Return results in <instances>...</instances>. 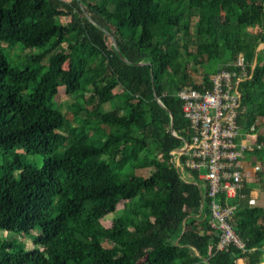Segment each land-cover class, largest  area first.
<instances>
[{"label": "trees", "instance_id": "1", "mask_svg": "<svg viewBox=\"0 0 264 264\" xmlns=\"http://www.w3.org/2000/svg\"><path fill=\"white\" fill-rule=\"evenodd\" d=\"M263 43L264 0H0V264H264L251 190L220 197L236 206L229 223L244 248L219 251L205 187L171 154L191 137L177 93L199 87L192 70L210 87L240 54L252 76L237 122L264 127ZM18 45L23 66L5 53ZM60 87L76 99V126Z\"/></svg>", "mask_w": 264, "mask_h": 264}, {"label": "built area", "instance_id": "2", "mask_svg": "<svg viewBox=\"0 0 264 264\" xmlns=\"http://www.w3.org/2000/svg\"><path fill=\"white\" fill-rule=\"evenodd\" d=\"M251 76L240 54L210 78V87H205L200 79L196 83L200 89L186 87L177 93L183 102L182 111L190 124L191 137L184 147L171 154L177 156L176 166L180 172L185 169L197 172L198 180L205 187V194L211 200L212 226L221 232L219 251L230 245L244 248L229 223L236 206L224 205L220 197L226 200L243 197L241 162L248 153L264 147L258 143L254 128L244 133L237 122L240 86ZM182 156L187 158L184 165L180 163Z\"/></svg>", "mask_w": 264, "mask_h": 264}, {"label": "rangeland", "instance_id": "3", "mask_svg": "<svg viewBox=\"0 0 264 264\" xmlns=\"http://www.w3.org/2000/svg\"><path fill=\"white\" fill-rule=\"evenodd\" d=\"M67 2H71L72 0H65ZM198 19L197 17H192L189 20V23L191 25V29H190V36H189V47L191 51H195L196 49V44H197V36H196V23H197ZM71 22V18H66V19H62L61 23L63 25H67ZM257 29H249V31L252 32H256ZM110 40L112 41V39L110 38ZM5 53L8 56L10 62L12 65H18V66H23L27 63V61L25 60V56L27 54H29L28 50H24L22 45H18L16 46L13 50L9 49V48H5ZM264 55V43L261 44L258 49H257V56L261 57ZM185 60L188 61L187 57H185ZM208 67H213L215 68V62L211 63ZM208 67L205 68V70H208ZM193 68V63L189 62V69ZM198 70L201 71V69L198 67ZM201 73V72H200ZM199 72L196 73L192 70V78L194 79V81H199L201 78H203L202 74H200ZM76 103V99H74L73 97H69L65 94V88L64 87H60L59 88V95H58V106L59 108L62 110V112L66 115L67 119L69 120V122L71 123L72 126H76L78 125V121L79 118L78 117H74L73 113H74V104ZM256 155H247V159L249 160H255ZM45 159L44 156H36V157H29V161H36V162H42ZM1 164V162H0ZM138 175L144 176V177H148L150 175V170H144V171H139L137 173ZM0 176H1V171H0ZM123 209L124 206L121 204L119 205L117 212L114 214L109 215L108 217L105 218V220H103V222L106 225H109L111 223V221L115 218V216L117 215H122L123 214ZM261 225L264 227V220L261 222ZM4 239H12V238H18L20 241H22L25 245V247L27 249H33L34 248V244L31 240L28 239H24L23 237H19V236H14L12 234H7L4 233L2 236ZM238 264H241L240 262H238Z\"/></svg>", "mask_w": 264, "mask_h": 264}, {"label": "crops", "instance_id": "4", "mask_svg": "<svg viewBox=\"0 0 264 264\" xmlns=\"http://www.w3.org/2000/svg\"><path fill=\"white\" fill-rule=\"evenodd\" d=\"M257 134L264 136V127L258 130ZM259 156V158L256 156L255 160H249L246 157L242 160L241 167L243 185L251 190L250 206L264 208V147ZM257 168L259 172H257Z\"/></svg>", "mask_w": 264, "mask_h": 264}, {"label": "water", "instance_id": "5", "mask_svg": "<svg viewBox=\"0 0 264 264\" xmlns=\"http://www.w3.org/2000/svg\"><path fill=\"white\" fill-rule=\"evenodd\" d=\"M113 41H114V39H113ZM115 42V41H114ZM115 47L117 48V45H116V43H115ZM172 128H173V121H172Z\"/></svg>", "mask_w": 264, "mask_h": 264}]
</instances>
